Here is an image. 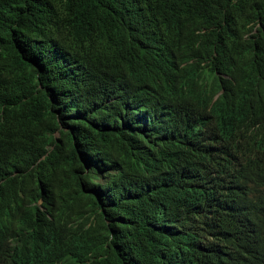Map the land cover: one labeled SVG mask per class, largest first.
Here are the masks:
<instances>
[{"label":"trees","instance_id":"obj_1","mask_svg":"<svg viewBox=\"0 0 264 264\" xmlns=\"http://www.w3.org/2000/svg\"><path fill=\"white\" fill-rule=\"evenodd\" d=\"M226 46L239 49L243 60L237 51L233 62L253 83L264 69V0H0V225L32 213L40 199L64 223L88 225L82 249L95 264L192 263L199 236L163 239L158 207L141 203L130 220L110 221L119 185L152 188L185 160L180 148L190 143L180 130L160 138L155 124L164 120L147 103L133 104L128 136L145 138L156 155L119 134L103 73L143 61L176 71V63L207 60ZM176 81L175 103L197 100L188 80ZM180 217L186 226L183 206Z\"/></svg>","mask_w":264,"mask_h":264},{"label":"clouds","instance_id":"obj_2","mask_svg":"<svg viewBox=\"0 0 264 264\" xmlns=\"http://www.w3.org/2000/svg\"><path fill=\"white\" fill-rule=\"evenodd\" d=\"M180 36L175 31V38ZM237 51L243 60L238 48L226 46L201 62H175L176 71L143 61L103 73L112 85L110 100L119 109L112 121L119 134L156 155L145 138L128 136L134 127L127 123L137 118L139 109L131 110L133 104L147 103L155 118L164 120L162 126L155 124L163 129L160 138L180 130L190 143L180 148L185 160L173 162L175 168L166 176L153 178L152 188L141 182L143 191L137 193L133 184L119 185L112 194L110 221L130 220L141 203L158 207L163 239L199 236L191 242L189 264H264V200L248 192L264 195V69L252 83L243 65L233 62ZM178 78L190 82L197 100L175 103ZM41 203L38 199L29 206L32 213L15 215L0 225V264H95L82 249L88 225L64 223L63 214ZM180 206L188 218L186 226ZM150 223L155 226L153 220ZM209 224L213 228L207 233ZM180 247L177 252H182ZM163 256L170 259L167 253ZM170 262L185 264L180 259Z\"/></svg>","mask_w":264,"mask_h":264}]
</instances>
